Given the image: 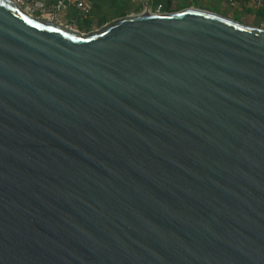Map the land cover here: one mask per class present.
<instances>
[{
	"label": "water",
	"instance_id": "water-1",
	"mask_svg": "<svg viewBox=\"0 0 264 264\" xmlns=\"http://www.w3.org/2000/svg\"><path fill=\"white\" fill-rule=\"evenodd\" d=\"M142 4L0 0V264H264V29Z\"/></svg>",
	"mask_w": 264,
	"mask_h": 264
},
{
	"label": "crops",
	"instance_id": "crops-1",
	"mask_svg": "<svg viewBox=\"0 0 264 264\" xmlns=\"http://www.w3.org/2000/svg\"><path fill=\"white\" fill-rule=\"evenodd\" d=\"M32 1V0H29ZM47 7L56 5L62 0H40ZM91 6V12L88 18L82 19L79 12L71 7L64 6L54 14V20L68 25L73 29L83 33L97 30L102 26L124 16L137 15L143 11L144 2L151 11L155 12L158 6H162V11L173 12L181 8L202 7L210 11L232 17L235 10L229 8L224 0H202L195 2L194 0H87ZM243 9L236 12L243 21L250 24L260 23L258 10L254 5L247 3Z\"/></svg>",
	"mask_w": 264,
	"mask_h": 264
},
{
	"label": "built area",
	"instance_id": "built-area-1",
	"mask_svg": "<svg viewBox=\"0 0 264 264\" xmlns=\"http://www.w3.org/2000/svg\"><path fill=\"white\" fill-rule=\"evenodd\" d=\"M18 6L23 8L26 12L38 15L41 18L54 20V14L59 11L64 6H71L75 8L82 19L88 18L91 12V6L87 0H62L58 2L56 5L45 6L40 0H13ZM195 2H200L202 0H194ZM226 5L229 8H236V6L240 3H250L255 6L257 10H264V0H224ZM162 11V6H158L155 13H159ZM261 28L264 29V22L261 23Z\"/></svg>",
	"mask_w": 264,
	"mask_h": 264
},
{
	"label": "trees",
	"instance_id": "trees-1",
	"mask_svg": "<svg viewBox=\"0 0 264 264\" xmlns=\"http://www.w3.org/2000/svg\"><path fill=\"white\" fill-rule=\"evenodd\" d=\"M247 3L246 2H244V3H240V4H238L237 6H236V8H233L234 10H235V13H234V15L232 16V17H230L231 19H233V20H236V21H239V22H241V23H243V24H246V25H253V26H259V27H261V23L262 22H264V10H258V17L261 19V21H260V23L258 22L257 24H250V23H248V22H246V21H243L242 19H241V17L238 15V13L236 12L238 9H243V10H246L245 8H244V6L246 5ZM196 7H198V6H196ZM182 9H185V8H181V9H177V10H175V11H173V12H177V11H180V10H182ZM38 16V15H37Z\"/></svg>",
	"mask_w": 264,
	"mask_h": 264
}]
</instances>
